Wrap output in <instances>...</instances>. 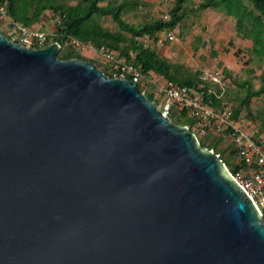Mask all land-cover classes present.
Masks as SVG:
<instances>
[{"label":"water","instance_id":"water-1","mask_svg":"<svg viewBox=\"0 0 264 264\" xmlns=\"http://www.w3.org/2000/svg\"><path fill=\"white\" fill-rule=\"evenodd\" d=\"M0 29V264H264L256 199L137 82Z\"/></svg>","mask_w":264,"mask_h":264},{"label":"rangeland","instance_id":"rangeland-1","mask_svg":"<svg viewBox=\"0 0 264 264\" xmlns=\"http://www.w3.org/2000/svg\"><path fill=\"white\" fill-rule=\"evenodd\" d=\"M61 3L76 4L79 0H58ZM118 3H124L121 14L126 22L135 26H142L148 22L163 18H170V10L176 0H116ZM204 0H187L183 5L184 18L173 29H164L158 31L154 35L143 34L135 37V39L145 47L155 49L160 57L167 58L172 64L170 73L176 74L183 78L205 79L206 83L212 88L217 89L216 84L208 81H213L210 74L221 75L227 81V84L222 88L218 85L219 95L222 99V105L218 107L222 112L228 105L237 107V105L248 93V89L253 91L258 89L262 83V74L264 72V56L252 51L253 40L243 38L238 34L236 27V19L227 15L220 7L202 8L200 5ZM137 3L136 5L133 4ZM47 22L35 23V28L45 29L51 38V42L58 41L54 35L56 30L57 18L54 17L52 10L45 14ZM97 21L105 28L112 31L120 30L118 24L112 16L103 15L96 17ZM0 29L6 34L9 33L10 27L5 20L0 22ZM128 37L132 35L125 32ZM17 34H13L15 41ZM21 41V39H20ZM50 42V43H51ZM20 43L24 44L23 41ZM71 43V42H70ZM27 44V43H26ZM128 42L122 44L127 45ZM28 45V44H27ZM92 45V46H89ZM85 47H77L68 42L64 43V48H74L76 53L81 54L86 60L94 61L95 64L105 72L112 73L113 61H110L102 54L100 48L93 44ZM60 51L58 52V55ZM63 53V51L61 52ZM116 56L120 59L125 57L120 54V51H115ZM131 57H135L134 52H130ZM207 74H209L207 76ZM156 82L166 78L154 74L153 72L146 73ZM201 83L200 86L207 85ZM250 83L244 84V83ZM145 83V84H144ZM139 86L146 93H151L157 101L158 106H162L166 97L161 94L155 86L148 84L147 79H141ZM211 88V89H212ZM155 101V102H156ZM159 107V108H160ZM248 108V109H247ZM244 108L252 114L251 125L249 132L255 136V140L264 144V131L261 134L258 129V123H261L257 118L264 111V92L252 96L250 105ZM175 111L177 118H191L193 124L188 126L197 134L199 140H206L207 144L212 145L222 154L228 163V168L237 169V178L244 184H249V189L256 201L259 202V207L264 213V184H258L254 181L255 173L258 170V165L254 160H248L243 156L237 145L233 135L230 133L227 124L223 122L211 121L205 124V121L199 117H195L189 109L178 106ZM178 111H183L180 114ZM172 112V111H171ZM256 118V119H254ZM254 119V120H253ZM226 125V126H225ZM252 128V129H251ZM228 131V132H226ZM259 131V132H258ZM260 135L261 140H257L256 133ZM257 202V203H258Z\"/></svg>","mask_w":264,"mask_h":264},{"label":"trees","instance_id":"trees-1","mask_svg":"<svg viewBox=\"0 0 264 264\" xmlns=\"http://www.w3.org/2000/svg\"><path fill=\"white\" fill-rule=\"evenodd\" d=\"M102 1L103 0H79L76 4H69L61 3L58 0H0L2 4L6 5L8 16L16 23L24 25L28 28H35L34 24L41 21L43 14L52 10L54 17L58 19L54 35L61 44V52L63 51V53L60 52L58 55L60 58L79 57L86 59L81 54L76 53L74 48H64V43L67 42L73 46V44L70 43L69 37H75L83 43L93 44L97 48L105 47L114 53L116 50L120 51V54L125 57V59L123 58L125 61L136 65L145 73H149L151 71L156 75L163 76L164 78L173 80L176 83L199 88L203 92L204 101L215 109H218V107L222 105L218 83L215 81H208L217 85V89H215L209 86L205 82V79L183 78L170 73L172 64L169 63L167 58L160 57L155 49L145 47L135 39V37L143 34L152 36L158 31L175 28L184 18L183 5L187 0L175 1L174 6L170 10L169 19L160 18L142 26L129 24L122 17L121 11L123 5L126 4V1H124V3H118L116 0H109L106 5H101L100 3ZM133 4L136 5L137 3L133 2ZM200 6L202 8H208L211 6L217 8L220 7L227 15L234 17L236 19L238 34L243 38L252 39L254 42L252 51L254 50L253 52H257L259 55L264 56V0H204ZM103 15L112 16L114 21L118 24L120 30L112 31L103 27L96 18ZM10 32L11 27L8 34L3 31L9 39H12L13 35ZM125 32L130 33L132 36L128 37ZM52 37L53 36H49L48 40L42 46L38 45L36 41L33 40L29 43V47L38 48L46 46L50 44ZM20 38L21 36H16L15 41L21 42ZM126 42H128V44L122 46V44H125ZM24 44L27 45L26 42H24ZM130 52H134L135 57L132 58ZM92 62L95 63L94 61ZM103 72L110 77L113 76L112 73L107 71L105 72L104 70ZM262 78L263 83L258 89L253 91L249 88L248 93L244 95V98L237 105V107L233 106L235 114L240 113L242 110H245L244 108H247L250 105L252 96L264 92V72L262 74ZM204 82L207 85H204L203 87L200 86L201 83L204 84ZM244 84L250 85L249 82H245ZM145 95L149 100H154L151 93H145ZM178 106L179 105L177 104L173 105L171 110L172 112L169 114L170 119L175 123L183 125L193 124V120L191 118L183 119L175 117V111L173 110ZM183 109L184 108H182V110ZM178 112L183 114V111ZM247 114L250 118H252V114L249 110L247 111ZM257 118L261 121V123H258L257 125L258 129H260V133L262 134L264 131V111L261 115H258ZM190 129L193 131L191 127ZM258 132L256 133L257 140H261V134L259 135ZM200 142L203 146L212 149L214 148L212 145L207 144L206 140H201ZM236 145L238 147L237 143ZM214 150L216 153H220L218 150ZM220 156L228 166V163L222 154H220ZM230 171L235 176L237 175L236 168H230Z\"/></svg>","mask_w":264,"mask_h":264},{"label":"built area","instance_id":"built-area-1","mask_svg":"<svg viewBox=\"0 0 264 264\" xmlns=\"http://www.w3.org/2000/svg\"><path fill=\"white\" fill-rule=\"evenodd\" d=\"M3 20H5V22L10 25V33H12V35L17 34V36H21V41L26 42L28 44L27 46H29V43H31L33 40H35L38 45L42 46L50 36V34L44 29L28 28L13 21L8 16L6 5L0 2V22ZM69 40L73 45L80 48L89 45L83 43L75 37H69ZM100 50L102 51V54L104 53L103 55H105L107 59L114 62L112 66V77H127L137 82L138 85L141 79H147L148 84L155 86L158 91L166 97V100L163 102L161 107L158 106L155 99L153 102L158 107H160L159 109L165 115L169 116L173 105L177 104L182 108L189 109L190 112L195 115V117H199L205 121V124H209L211 121H224L227 124V126H225L228 127L230 133L233 135L236 143L238 144L240 153L248 160L256 161L259 168L255 173L254 181L258 184H264V144L257 142L252 133L249 132L248 125H251V120H249L250 118L247 114V111L242 110L240 113L235 114L233 106L227 104V106L224 108V111L222 112L220 109H215L209 106L204 101L203 92L199 88L176 83L175 81L168 79L156 82L150 76L145 75L146 73L136 65L129 63L124 59L118 58L116 53L113 51H109L105 47H100ZM219 74L220 75L210 74V78L223 88L227 84V81L220 72ZM208 75L209 74H207V76ZM141 91L145 94L147 91L146 86H144V90L141 89ZM235 177L237 178V176ZM240 182L254 197V194H252V192L249 190L251 189V187L249 188L250 185L244 184L242 181Z\"/></svg>","mask_w":264,"mask_h":264},{"label":"crops","instance_id":"crops-1","mask_svg":"<svg viewBox=\"0 0 264 264\" xmlns=\"http://www.w3.org/2000/svg\"><path fill=\"white\" fill-rule=\"evenodd\" d=\"M108 1L109 0H103L100 4L101 5H106L107 3H108ZM47 12H45L44 14H43V16H42V18H41V21L42 22H47L48 20H47V18H46V14ZM38 28H40V27H38ZM42 29V28H41ZM45 30V29H44ZM221 73V72H220Z\"/></svg>","mask_w":264,"mask_h":264}]
</instances>
